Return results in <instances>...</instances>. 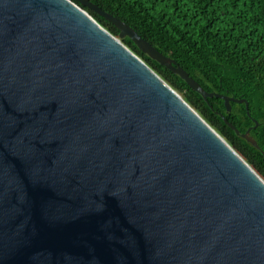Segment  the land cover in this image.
<instances>
[{
    "label": "water",
    "instance_id": "obj_1",
    "mask_svg": "<svg viewBox=\"0 0 264 264\" xmlns=\"http://www.w3.org/2000/svg\"><path fill=\"white\" fill-rule=\"evenodd\" d=\"M75 1L118 37L71 0H0V264H264V181L121 40L217 96Z\"/></svg>",
    "mask_w": 264,
    "mask_h": 264
},
{
    "label": "trees",
    "instance_id": "obj_2",
    "mask_svg": "<svg viewBox=\"0 0 264 264\" xmlns=\"http://www.w3.org/2000/svg\"><path fill=\"white\" fill-rule=\"evenodd\" d=\"M71 1L118 37L110 22ZM87 1L127 25L205 93L217 96L203 99L178 75L141 53L127 37L121 40L264 181V0ZM223 98L229 100V112ZM238 100L247 102L248 114L244 104L235 102ZM246 131L257 148L241 137Z\"/></svg>",
    "mask_w": 264,
    "mask_h": 264
}]
</instances>
